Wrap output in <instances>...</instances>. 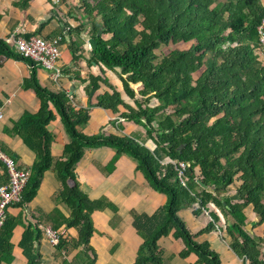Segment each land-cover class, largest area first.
Returning <instances> with one entry per match:
<instances>
[{"label":"trees","instance_id":"1","mask_svg":"<svg viewBox=\"0 0 264 264\" xmlns=\"http://www.w3.org/2000/svg\"><path fill=\"white\" fill-rule=\"evenodd\" d=\"M30 0H20L25 9ZM83 13L99 27L93 31L91 64L120 70L125 94L134 101L126 104L121 92L100 76H91L86 93L91 99L104 84L111 92L98 97L96 107L120 113L135 126L145 129L146 143L124 136L82 132L90 119V106L77 107L66 92L41 86L35 71L24 88L41 100L38 113H25L14 133L36 154L31 176L22 199L12 206L24 208L37 196L44 174L53 165V134L48 125L60 116L69 143L55 165L61 189L57 202L70 211L65 218L59 210L50 216L55 232L61 226L76 228L78 239L67 234L56 245L59 253L83 248L87 264L96 257L90 247L94 233L92 214L105 208L81 189L76 167L87 150L111 147L116 150L113 166L121 155L131 157L150 186L166 195V204L154 215L133 214L134 227L143 238L134 264H164L159 241L173 236L184 243L180 257L195 254V264H222L221 256L199 235L215 229L218 217L198 234H193L179 213L194 208L200 216L209 204L226 218L232 250L245 264H264V237L247 230L244 213L252 206L256 225L264 224V0H78ZM83 27L76 28L79 33ZM101 31V34H99ZM186 45V48H171ZM79 44L72 46L73 60L81 59ZM170 48L169 51H164ZM0 55L35 65L0 40ZM142 88L137 91V87ZM180 163L186 164L181 179ZM202 180L214 191L198 184ZM8 181V180H7ZM238 201L221 195L234 186ZM114 211L117 208L110 204ZM20 219L7 213L0 229V262L12 260L11 238ZM254 226V227H255ZM44 228L29 225L20 247L28 260L38 264L35 246ZM64 264H67L64 262Z\"/></svg>","mask_w":264,"mask_h":264},{"label":"crops","instance_id":"2","mask_svg":"<svg viewBox=\"0 0 264 264\" xmlns=\"http://www.w3.org/2000/svg\"><path fill=\"white\" fill-rule=\"evenodd\" d=\"M19 2L20 0H0V40H5L16 29L23 30V36L27 38L38 36L47 40L64 33L59 61L61 76L56 79L53 72L40 65H32L22 59L0 55V111L4 114V119L0 122V149L13 157L20 168L31 170L36 160V154L13 131L15 124L25 113L36 114L41 108V100L35 91L24 88L25 81L30 79L33 70L42 87L55 92H66L77 107L90 106L91 119L82 128L84 134L93 136L103 133L120 137L137 134L139 141L154 148L152 142L148 141L143 127L135 126L121 117V114L126 112L125 108H121L120 113L115 114L111 110L95 106L100 95L111 92L109 87L101 84V88L91 99L87 96L86 86L89 78L100 76L121 92L127 105L134 107V101L124 92L120 70L112 71L91 64L94 50L92 36L94 29L100 26L99 18L93 20L86 16L78 0H30L25 9L18 6ZM81 27L83 28L77 33L75 29ZM100 34L101 31L98 35ZM75 43L80 46L81 59L77 62L73 60L72 52ZM141 88L138 86L136 89L139 91ZM48 131L54 137L51 146L53 165L44 174L37 196L31 203L24 208L16 206L8 208L7 213L19 218L21 222L11 238L12 260L1 261L0 264L28 263L20 242L29 225L51 229L55 223L50 222L49 216L55 210H59L65 218L70 217L69 209L55 199L61 189L55 165L62 158L65 146L69 143V136L59 115L56 114L55 120L48 125ZM115 157L116 150L111 147L90 149L76 167L81 189L91 200H101L106 204L104 209L92 214L94 233L90 247L96 257L94 264H134L138 250L143 244V238L133 225V214L152 216L167 202L166 195L150 186L131 157L123 154L112 166ZM7 180V170L0 162V186L6 184ZM239 185L240 183H236L230 187L221 198H229L237 202L236 189ZM207 190L213 192L214 188L208 187ZM110 204H113L117 211H114ZM244 213L249 220L247 230L252 235L263 238L264 224L255 226L257 216L252 206L247 207ZM179 215L193 234H198L210 224L214 215L217 216L215 229L199 235L196 240L199 243L208 242L221 256L222 264H245L230 246L231 238L226 231V218L219 208L209 204L208 210L200 216L194 214V208L182 210ZM63 217L59 218L62 224L57 231L67 234L73 240L78 239V229H67L66 224H63ZM159 246L163 252L164 264H195L198 260L195 254H191L186 259L180 257L184 243L175 239L173 233L161 238ZM35 249L41 256L38 264H64V262L87 264V258L82 254V247L79 249L70 247L68 251L59 253L45 233ZM261 250L264 255V245Z\"/></svg>","mask_w":264,"mask_h":264},{"label":"built area","instance_id":"3","mask_svg":"<svg viewBox=\"0 0 264 264\" xmlns=\"http://www.w3.org/2000/svg\"><path fill=\"white\" fill-rule=\"evenodd\" d=\"M23 30L16 29L4 41L8 46L23 58L34 62L37 65L54 73L56 79L61 76L59 61L61 58V45L65 34L47 40L38 36L25 37ZM264 42V40H263ZM4 114L0 111V122L3 121ZM0 162L5 166L8 174L6 184L0 186V227L7 218V210L10 206L19 203L22 199L23 190L28 183L31 171L20 168L15 159L0 149ZM187 168L186 164L180 163L179 176L183 178V171ZM45 234L55 246L60 242L62 232H55L49 228H44Z\"/></svg>","mask_w":264,"mask_h":264},{"label":"rangeland","instance_id":"4","mask_svg":"<svg viewBox=\"0 0 264 264\" xmlns=\"http://www.w3.org/2000/svg\"><path fill=\"white\" fill-rule=\"evenodd\" d=\"M186 47H187L186 45H176V46H172L171 48H186ZM169 50H170V48H165L164 49V51H169ZM137 136H138L137 134H133V136H131V137L139 140V138Z\"/></svg>","mask_w":264,"mask_h":264},{"label":"water","instance_id":"5","mask_svg":"<svg viewBox=\"0 0 264 264\" xmlns=\"http://www.w3.org/2000/svg\"><path fill=\"white\" fill-rule=\"evenodd\" d=\"M93 26V25H92ZM198 182V184L202 187V188H204V189H208V186L202 181V180H198L197 181Z\"/></svg>","mask_w":264,"mask_h":264}]
</instances>
